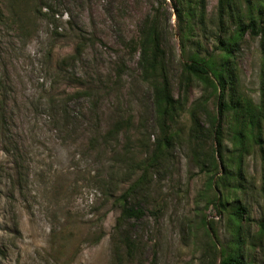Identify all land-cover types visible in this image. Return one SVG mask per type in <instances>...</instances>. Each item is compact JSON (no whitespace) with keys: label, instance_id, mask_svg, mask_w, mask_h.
Here are the masks:
<instances>
[{"label":"rangeland","instance_id":"rangeland-1","mask_svg":"<svg viewBox=\"0 0 264 264\" xmlns=\"http://www.w3.org/2000/svg\"><path fill=\"white\" fill-rule=\"evenodd\" d=\"M180 1L193 19L179 0H0V264H264V152L234 116L219 149L220 91L183 72L195 53L221 63L254 20L227 93L264 107V0H231L222 23L219 0ZM152 24L177 103L165 126L140 65Z\"/></svg>","mask_w":264,"mask_h":264},{"label":"trees","instance_id":"trees-1","mask_svg":"<svg viewBox=\"0 0 264 264\" xmlns=\"http://www.w3.org/2000/svg\"><path fill=\"white\" fill-rule=\"evenodd\" d=\"M181 10H178L179 18L193 19L194 10L190 8V3L187 1V8L183 7L182 1H180ZM231 0H219V22L222 23L231 9ZM185 13V14H184ZM184 15V16H183ZM4 20V12L0 3V22ZM248 29L255 30V21L252 20L248 25L238 24L236 41L223 44V61L216 63L211 57H201L198 53H195L188 57V61L183 63V72L188 76L204 79L210 83V85L220 94L217 97L218 116L220 119H214L212 122V134L219 141V149H222L221 141V120H232L234 116L237 130L235 135L240 136L241 144H244V140L247 138L253 146H259L264 152V135L261 130V122L264 117V107L254 105L250 100L245 98H237L234 100L227 93V86L229 80H235L233 74H229L231 70V64L233 61V46L237 44L238 40L243 38ZM139 46L141 51L140 65L143 74L152 83L154 91V101L157 108V113L161 119L163 126L167 119H171L177 110V103L170 91V79L167 73L165 55L162 49L160 35L157 31L155 24L150 25L143 34H141L139 40ZM83 94L90 95L88 91H84ZM76 94L72 95L73 98ZM5 110V103L0 99V120L3 118ZM232 122V121H231ZM242 152L240 151V156ZM221 162L223 163L224 176H228V167L223 159L222 152L219 153ZM126 196L119 197L118 200H126ZM123 215L128 219H141L143 212L140 208L124 207ZM233 215L238 221L243 220V213L241 210L234 211ZM261 233L264 234V221L260 222ZM220 264H245L243 257L238 252L228 254L222 257Z\"/></svg>","mask_w":264,"mask_h":264}]
</instances>
